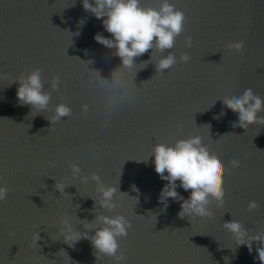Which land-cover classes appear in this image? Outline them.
<instances>
[{
	"label": "water",
	"instance_id": "1",
	"mask_svg": "<svg viewBox=\"0 0 264 264\" xmlns=\"http://www.w3.org/2000/svg\"><path fill=\"white\" fill-rule=\"evenodd\" d=\"M159 2L141 0L157 8ZM170 2L186 16L174 48L163 53L173 52L177 63L156 74L161 54L153 52V63L137 72L134 85L110 87L99 77L110 79L120 60L94 39L111 34L81 0H0V186L8 188L0 201V264H96L90 240L69 246L58 229L67 217L85 231L76 217L91 222L101 213L131 222L119 240L122 264H261L255 250L261 245L254 243L250 252L223 223L234 219L249 235L264 233V125L233 127L238 113L221 99L247 88L264 98V0ZM233 41L244 43L243 54L226 47ZM181 53L190 61L181 62ZM36 68L43 90L52 94L50 107L65 103L72 110L58 123L50 124L51 112L35 115L18 102L19 84L12 81ZM56 76L60 88L52 91ZM196 135L223 162L226 195L222 205H210L211 218L190 221L178 216L182 201L159 199L168 182L149 156L156 143ZM232 159L240 167L232 168ZM72 163L83 175L99 174L107 186L119 181L118 190L127 194H117L118 207L110 213L93 208L100 198L95 182L73 179ZM56 182L67 185L63 194ZM176 183L187 199L191 190ZM253 200L260 207L249 211ZM98 264L114 262L105 256Z\"/></svg>",
	"mask_w": 264,
	"mask_h": 264
},
{
	"label": "clouds",
	"instance_id": "2",
	"mask_svg": "<svg viewBox=\"0 0 264 264\" xmlns=\"http://www.w3.org/2000/svg\"><path fill=\"white\" fill-rule=\"evenodd\" d=\"M81 2L85 11L90 12L97 19H102L105 31L111 34V38H108L97 33L94 39L106 48L114 50L113 55L120 60V64L111 72L110 79L99 77L105 85L123 87L128 81L134 85L137 72L146 68L148 63H153V52L161 54L155 63L156 74L163 75L165 70L177 63V57L173 52L168 51L167 55L163 53L174 48L176 38L184 31L186 16L170 0H160L158 8L143 6L141 0H91V2L81 0ZM184 40L185 46L190 48L192 37L185 36ZM226 47L241 54L246 50L242 41L229 42ZM150 50V60L137 64L136 58ZM190 59L188 53H181L179 57V60L184 63L189 62ZM138 65L143 67L138 68ZM89 71H96L99 75L97 70ZM16 81L19 84L16 91L19 104L30 105L32 110H36L35 115L51 112V118L48 119L50 124L58 123L62 118L71 115L72 110L65 103L57 104L54 108L50 107L52 94L43 90L44 81L40 68L32 70L27 75H21L12 82ZM60 84V78L53 77L50 83L52 91H59ZM221 100L228 109L238 113L239 123L237 125L234 122L233 127L240 126L247 129L253 124L264 125V115H260L264 112V98L257 95L251 88L245 89L239 96H225ZM82 111L87 113L89 106L82 105ZM223 114L222 112L221 115ZM149 157L154 158L155 171L159 177L168 182L161 189L159 199L165 204L168 198L182 201L178 212L180 218L185 216L189 220L194 217L211 218L212 202H217L218 206L223 204L226 195L225 166L217 155L209 152L200 136L179 139L172 145L156 143ZM230 163L232 168L240 167V162L236 159H232ZM70 170L72 178L79 180L81 184H87L90 180L95 182L100 198L98 200L92 198L95 202L93 208L98 206L110 213L118 207L117 194H127L118 190L119 181L117 186L113 187L105 185L97 173H92L90 176L83 175L78 163L70 164ZM177 181L180 182L179 187L184 191L191 190L187 199L176 191ZM66 186L55 183V189L62 194ZM7 195L8 188L0 186V201L6 200ZM259 207L260 205L254 200L248 204L249 211L257 210ZM76 219L79 225H83L85 231H78L77 224L74 225L69 218L61 219L58 231L64 243L72 246L82 238L88 239L94 249L96 264L105 256L110 257L114 264H122L125 257L120 251L119 240L127 237L128 229L132 226L124 215L95 214V219L91 222L77 217ZM223 227L234 236L238 245H246L250 252L254 243L261 245L255 250L261 264H264V233L249 235L245 226L234 219L223 223ZM39 238L36 233L35 244Z\"/></svg>",
	"mask_w": 264,
	"mask_h": 264
}]
</instances>
